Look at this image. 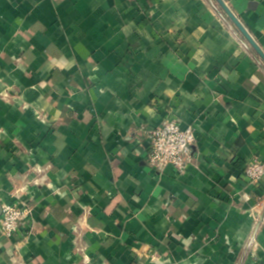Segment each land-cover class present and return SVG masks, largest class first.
Instances as JSON below:
<instances>
[{
    "label": "crops",
    "instance_id": "0c3cea01",
    "mask_svg": "<svg viewBox=\"0 0 264 264\" xmlns=\"http://www.w3.org/2000/svg\"><path fill=\"white\" fill-rule=\"evenodd\" d=\"M212 1L0 0V215L33 208L0 264H264V62ZM224 1L264 52V0ZM168 119L184 175L147 162Z\"/></svg>",
    "mask_w": 264,
    "mask_h": 264
},
{
    "label": "built area",
    "instance_id": "2783aa9c",
    "mask_svg": "<svg viewBox=\"0 0 264 264\" xmlns=\"http://www.w3.org/2000/svg\"><path fill=\"white\" fill-rule=\"evenodd\" d=\"M149 140L147 162L151 168L162 172L172 167L179 175H184L193 161V146L196 135L192 126L183 127L176 120H164L154 129H146ZM244 170L245 176L254 184H259L264 178V162L254 159ZM33 208L29 202L17 198L14 202L2 204L0 215V237L11 238L22 229L30 226ZM260 214V213H259ZM264 215L257 218L254 236L259 231Z\"/></svg>",
    "mask_w": 264,
    "mask_h": 264
},
{
    "label": "water",
    "instance_id": "95a60500",
    "mask_svg": "<svg viewBox=\"0 0 264 264\" xmlns=\"http://www.w3.org/2000/svg\"><path fill=\"white\" fill-rule=\"evenodd\" d=\"M209 3L213 6V8L220 13L219 8L212 0H208ZM216 2L221 6V8L225 11L227 16L230 18V20L236 25L238 30L241 32V34L244 36L246 41L243 40V43L246 45L247 50H249L251 53H256L264 62V52L261 49V46L257 44V42L252 38L250 33L246 30L244 25L240 22V20L234 15L232 10L229 8L228 4L224 0H216ZM262 64V62H261ZM263 65V64H262ZM264 66V65H263Z\"/></svg>",
    "mask_w": 264,
    "mask_h": 264
}]
</instances>
